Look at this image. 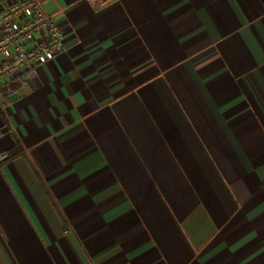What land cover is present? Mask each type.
<instances>
[{"label":"crops","instance_id":"crops-1","mask_svg":"<svg viewBox=\"0 0 264 264\" xmlns=\"http://www.w3.org/2000/svg\"><path fill=\"white\" fill-rule=\"evenodd\" d=\"M53 1L65 51L0 105V264H264V0Z\"/></svg>","mask_w":264,"mask_h":264},{"label":"built area","instance_id":"built-area-1","mask_svg":"<svg viewBox=\"0 0 264 264\" xmlns=\"http://www.w3.org/2000/svg\"><path fill=\"white\" fill-rule=\"evenodd\" d=\"M42 0H12L0 5V105L7 95L5 86L28 83L38 76V68L65 51L61 26L47 14ZM8 129L7 132H10ZM1 139V134H0ZM10 155L0 149V166Z\"/></svg>","mask_w":264,"mask_h":264},{"label":"water","instance_id":"water-1","mask_svg":"<svg viewBox=\"0 0 264 264\" xmlns=\"http://www.w3.org/2000/svg\"><path fill=\"white\" fill-rule=\"evenodd\" d=\"M43 7L49 15L53 14L58 9L53 0H49L48 2L44 3Z\"/></svg>","mask_w":264,"mask_h":264}]
</instances>
